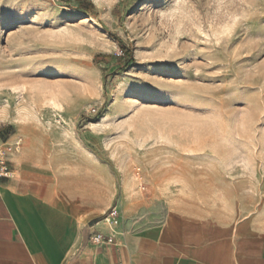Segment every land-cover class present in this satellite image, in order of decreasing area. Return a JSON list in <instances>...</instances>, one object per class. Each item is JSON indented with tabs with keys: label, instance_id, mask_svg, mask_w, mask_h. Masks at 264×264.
Instances as JSON below:
<instances>
[{
	"label": "rangeland",
	"instance_id": "rangeland-1",
	"mask_svg": "<svg viewBox=\"0 0 264 264\" xmlns=\"http://www.w3.org/2000/svg\"><path fill=\"white\" fill-rule=\"evenodd\" d=\"M80 1L0 0V132L89 139L118 198L264 212V0Z\"/></svg>",
	"mask_w": 264,
	"mask_h": 264
},
{
	"label": "crops",
	"instance_id": "crops-1",
	"mask_svg": "<svg viewBox=\"0 0 264 264\" xmlns=\"http://www.w3.org/2000/svg\"><path fill=\"white\" fill-rule=\"evenodd\" d=\"M11 127L0 136L14 172L0 179V264H264V212L220 219L118 198L112 167L89 139ZM115 200L120 224L112 231L103 219ZM96 231L116 242L94 244Z\"/></svg>",
	"mask_w": 264,
	"mask_h": 264
},
{
	"label": "built area",
	"instance_id": "built-area-1",
	"mask_svg": "<svg viewBox=\"0 0 264 264\" xmlns=\"http://www.w3.org/2000/svg\"><path fill=\"white\" fill-rule=\"evenodd\" d=\"M15 150H19L20 143H16L13 145ZM9 145H3L0 147V179L1 178H10L13 175V170L8 158V154L10 152ZM136 180L140 183V188L145 190L144 178L141 172V169L138 168L135 172ZM111 228L112 231L120 224V210L118 209L117 205L110 208L107 214L104 216L103 219ZM92 241L96 245H102L106 241H115L114 237L107 236L101 231H96L92 237Z\"/></svg>",
	"mask_w": 264,
	"mask_h": 264
},
{
	"label": "trees",
	"instance_id": "trees-1",
	"mask_svg": "<svg viewBox=\"0 0 264 264\" xmlns=\"http://www.w3.org/2000/svg\"><path fill=\"white\" fill-rule=\"evenodd\" d=\"M80 7L88 10V8L85 6L84 2H82V1L80 3ZM0 136L5 139V138H7L8 135L4 134V132H0Z\"/></svg>",
	"mask_w": 264,
	"mask_h": 264
}]
</instances>
